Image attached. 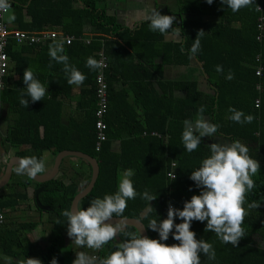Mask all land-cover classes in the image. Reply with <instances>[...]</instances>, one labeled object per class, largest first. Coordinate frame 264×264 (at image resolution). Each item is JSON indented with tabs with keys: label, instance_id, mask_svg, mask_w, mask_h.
I'll return each instance as SVG.
<instances>
[{
	"label": "trees",
	"instance_id": "16d2710c",
	"mask_svg": "<svg viewBox=\"0 0 264 264\" xmlns=\"http://www.w3.org/2000/svg\"><path fill=\"white\" fill-rule=\"evenodd\" d=\"M104 1L81 0L80 7H75L77 0H12L16 14L12 25L17 29L30 32L57 30L63 35L74 37L71 45L63 43L64 51L70 61L75 59V66L87 78L82 84L83 90L77 103L79 114L71 119L74 122L68 127L58 126L63 117V100L59 99L69 95L62 89L69 86L67 91H73L63 67L55 68L52 62L50 68L59 70L60 75L56 80L62 85L61 89L47 91L49 95L36 103H31L28 97L30 103L27 108L19 103L24 84L14 85L20 91L11 93L6 79V88L1 92L2 99L10 104L12 112L18 114L15 119L18 125L11 129L7 141L11 144L31 145L32 151L24 157L36 156L43 159L42 150L49 149L55 155L63 151H77L95 158L100 174L92 192L79 203V207L85 209L92 199L114 194L118 178L125 170L131 169L134 173L131 179L137 192L148 190L157 195V198L150 202L154 208L151 212L148 211L149 203L140 196L129 200L122 218L142 221L149 238L159 239L157 232L147 228L150 219H166L169 202L182 210L184 202L201 191L196 188L190 175L210 156L207 143L210 137H203L201 145L192 153L186 151L181 137L183 122L194 119L198 107L205 105V118L220 125L216 136L221 135L230 142L239 140L249 148V155L259 162V174L253 177L256 188L248 195V203L255 201L260 203V207L249 210V216L243 225L247 235L240 240L238 247L222 244L213 232H205L206 221H193L191 230L196 233V239L212 243L216 250L214 261H209L201 253V264H264V25L262 30L258 29V21L260 17H264V0H254L253 5L236 13L222 4L221 0H214L211 5L206 0H177L178 17H195L193 20L182 18L181 22L176 20L174 27L181 28L183 39L178 43L166 42L159 32L150 31L148 20L134 28L122 26L101 5ZM25 15L30 17L29 23L23 22ZM206 15H216L220 17V22L203 20ZM86 25L91 26L92 36L86 35ZM201 29L205 32L201 37V51L190 59L188 50ZM85 39L90 40V43H85ZM52 43L49 41L26 48L31 51L48 49ZM181 46L185 48L184 53L180 51ZM102 51L108 61L106 82L109 105L105 117L108 140L100 151H96L98 70L92 71L85 64L88 57L99 60V53ZM8 53L11 54L10 47ZM192 62L200 65L203 82L200 83L196 78L164 79V66H189ZM217 65L223 67L222 73L215 70ZM229 70L234 74L231 80L226 79ZM259 70L261 75H257ZM44 79L51 84L54 82L50 74L45 75ZM178 93L185 95L179 96ZM229 107L243 111L246 115H253L255 119L250 124L235 123L229 119ZM42 126L45 127V132L40 139L39 128ZM117 141L121 142L120 152L113 150ZM172 162L177 165L175 180L168 178ZM85 164L89 165L91 172L83 183L79 182L80 178L75 180L72 177L68 180L62 173L44 184L29 180L27 176V182L12 184L14 190L7 195L8 199L19 201L23 196L16 188L33 183L35 204L36 191L43 187L40 201L54 209L48 215L55 219L49 222L50 246L44 251L35 244H25L17 234V231H33L40 221L25 222V225L16 229H3L6 226L4 222L0 228V250L16 260L10 264H21L27 258H37L42 264H50L54 257L58 264L72 263L73 246L68 245L67 221L62 213L65 209L71 210L75 196L88 186L92 178V167L87 162ZM6 203L7 207L17 205L10 204L0 196V211ZM35 210L44 213L37 205ZM181 222L178 217L175 219V223ZM123 227L139 234L134 227ZM124 239L120 234L96 251L94 255L98 261L115 251L116 246ZM162 243L172 245L179 242L170 235ZM27 246L31 250H37L36 257L32 253H26ZM67 248L70 249V254L65 252Z\"/></svg>",
	"mask_w": 264,
	"mask_h": 264
},
{
	"label": "clouds",
	"instance_id": "9594fccd",
	"mask_svg": "<svg viewBox=\"0 0 264 264\" xmlns=\"http://www.w3.org/2000/svg\"><path fill=\"white\" fill-rule=\"evenodd\" d=\"M211 5L214 0H206ZM232 12H239L254 4V0H221ZM12 9V0H0V14L5 15ZM149 30L159 32L163 37L181 39V28L174 27L175 16L162 15L159 10L152 8L146 16ZM205 32L198 31L191 48L189 58H194L201 51V37ZM181 53L185 48L181 46ZM49 56L52 61L63 65V72L67 76L69 85L81 86L86 75L74 64L64 51L63 42H55L49 46ZM52 64L49 63V68ZM85 67L92 71L104 67L103 60L88 57ZM215 70L223 72V67L217 65ZM234 74L229 70L226 79H233ZM25 88L20 94L19 103L24 108L31 103L44 100L48 96L47 86L35 75L31 68L23 73ZM0 87H3L0 84ZM229 119L241 125L252 123L253 115H246L243 111L229 107ZM206 106L200 105L194 119H186L182 132V143L188 153L197 150L203 137H213L220 125L211 123L205 118ZM210 156L191 172L190 179L196 188L201 189L198 195L186 200L183 209L173 207L169 202L167 218L150 219L147 228L159 234V239H150L133 231H127L120 223H112L113 217L122 218L129 200L137 196L149 203L148 211L154 208L150 205L157 195L148 190L138 193L131 177V169L125 170L118 178L117 191L106 194L103 198H94L89 206H79L71 210L65 209L62 215L66 218L67 235L77 248L98 251L122 234L125 239L116 246L107 257L97 260L94 255L85 251L76 253L73 264H201L200 254L203 253L209 261L216 259V250L212 243L203 239H196V233L191 230L193 221L207 222L205 232H213L222 244L238 247L239 242L247 233L243 227L250 209H257L260 203H248V195L256 188L254 176L259 174L260 164L249 155V148L239 140L227 143H213L209 146ZM14 171L17 175L27 176L29 180L45 174V160L36 156L21 157L16 162ZM176 176H173V180ZM191 191V189H189ZM179 218L182 222L175 223ZM4 225V224H3ZM172 237L178 244L162 243ZM21 264H42L37 258H27ZM50 264H58L54 257Z\"/></svg>",
	"mask_w": 264,
	"mask_h": 264
},
{
	"label": "crops",
	"instance_id": "0c3cea01",
	"mask_svg": "<svg viewBox=\"0 0 264 264\" xmlns=\"http://www.w3.org/2000/svg\"><path fill=\"white\" fill-rule=\"evenodd\" d=\"M78 2L75 4V7H80L81 0H77ZM107 11V13L111 16H115L118 23H120L124 27L134 28L142 21H146V16L151 12L152 8H155L160 11L162 15H169V16H175L176 20L182 21V17H178V1L177 0H105L101 4ZM15 14V10H14ZM16 18V14H15ZM190 17L185 16V20H189ZM195 19V18H194ZM23 22L29 23L30 17L25 15L24 18H22ZM190 20H193L191 18ZM203 20L211 22V23H218L220 22V17L216 15H206L203 17ZM15 22V21H14ZM14 22H8L10 28L17 29V27L13 26ZM181 23L179 24V26ZM25 31V30H22ZM86 35L92 36V28L90 25L85 26ZM30 32V31H27ZM182 37V36H181ZM88 39H85L84 42L87 43ZM183 39H170L165 38L166 42H173L178 43L181 42ZM55 43V41H50ZM59 42V41H57ZM88 44V43H87ZM26 46H32V45H19L14 41H11L8 48H11V54L10 56V68L8 76L6 77L8 81V89L11 90V93L19 92L20 90L17 89L16 85L17 83H23V73L26 68H31L36 77L47 86V91H58L61 89V86L59 84V81L56 80V78L59 77L60 73L59 70H55V68H61L63 67L62 64H58L55 61H52L49 56V48L48 49H39L37 51L27 49ZM161 62V60H159ZM53 62L54 69L49 68V63ZM70 63L75 65V59L70 61ZM19 69V72H18ZM50 69V70H49ZM164 71V79L166 80H176V79H192L196 78L201 82L204 81V77L202 76V71L200 69V65L196 64L195 62H192L189 66H173V65H166L163 68ZM52 75V78H54L53 84L49 83V80L46 81L44 79L45 75ZM58 81V82H56ZM6 83V80H5ZM72 93L67 91L69 89V86H67V89L63 87V92L68 93V97L60 98L59 100H63V117L62 120L59 121L58 126H64L68 127L70 126V123L73 121L71 120L74 116L78 115L77 110V103L80 100V92L83 90V86H76L72 85ZM6 88V87H5ZM25 88V85L23 86ZM209 91V90H208ZM2 91H0V132L2 134V147L0 148V173L3 172L0 175V178L3 176L6 164L8 163L10 158H13L15 156L18 157H24L26 155H29L32 151L31 145L23 144V145H17V144H11L7 141L8 135L11 132V129L15 128L17 124L16 116L18 114L16 112L11 111L10 104L6 103L2 99ZM179 96H184V93H178ZM74 122V121H73ZM45 127L42 126L39 128V137L40 139L44 137ZM33 138V137H32ZM4 149V151H3ZM113 150L116 152L121 151V142L117 141L113 145ZM59 154V153H58ZM57 154V155H58ZM51 150L49 149H43L42 150V156L45 160V166H46V172H50L53 167L56 160V156ZM85 160H82L80 158H76L73 156L66 157L62 164L60 169L59 176L63 173L65 176L69 179L72 177L76 179H79V182L83 183L85 179L89 176V173L91 172V169L89 165L85 164ZM88 163V162H87ZM65 172V173H64ZM15 173L13 169V174ZM80 176H77V175ZM57 176V177H59ZM13 177V175H12ZM17 180L15 183L25 181L27 182L26 176L17 175ZM7 187V186H6ZM4 187L0 190V196L5 198V201L7 199V202L10 204L15 203L14 207H7V203L5 204V207L0 211V214L2 213L4 215L5 224L7 227V224L11 225L10 223L14 222L17 224L18 227L20 225L24 224L25 222L20 221L21 216H26L27 218L34 219L35 222H39L40 224L36 227V229L32 230H25V231H17L20 234H23L20 237L24 241L25 244H35L37 245V248H41V250H45L50 246V232L51 228L49 226V222L51 220H54L55 217L48 215L47 212L41 214L37 210H35V204L33 202V193L35 191V185L33 183H26L25 187H19L16 188V190L22 194L23 199L19 198V201H11L12 198L8 199V194L14 190V188H11L8 190V188ZM14 199V198H13ZM12 199V200H13ZM16 199V198H15ZM36 202V201H35ZM38 207V206H37ZM10 212L13 214L9 216ZM32 222V221H28ZM10 228L12 226H9ZM2 228V227H1ZM15 231V230H14ZM68 245L73 246L72 239L66 234ZM75 245V244H74ZM82 251L86 250L88 252L89 250L86 248H80ZM26 253H32V256H37L38 252L37 250L33 249L31 250L28 246L25 248ZM80 250L75 247H73V261L76 259V253ZM93 251V250H92ZM94 252V251H93ZM93 252L88 253L91 255ZM20 254L18 250V255ZM96 256V255H94ZM98 260V258H97ZM73 261L71 264H73ZM16 262L15 259L12 257H9L5 255L0 250V264H10Z\"/></svg>",
	"mask_w": 264,
	"mask_h": 264
},
{
	"label": "built area",
	"instance_id": "2783aa9c",
	"mask_svg": "<svg viewBox=\"0 0 264 264\" xmlns=\"http://www.w3.org/2000/svg\"><path fill=\"white\" fill-rule=\"evenodd\" d=\"M261 10V8H260ZM264 25V17H260L258 21V29L262 30ZM11 41L16 42L19 45H43L49 41H59L66 45H71L74 41V37L63 35L57 30H43L42 32H27L22 30L12 29L9 26L8 21L5 19V15L0 14V91L4 90L6 87V77L9 73L10 68V56L8 53V46ZM90 43V40H87ZM99 60H103L104 67L98 70L96 77L97 83V98L98 106L95 112L96 117V151H100L102 145L108 140L107 133V123L105 117L108 113V85L106 82V70L108 69V61L104 52L99 53ZM257 75H261L260 70ZM176 163L172 162L170 172L168 173V178L173 180V176H176ZM4 215L0 214V228L4 224ZM97 257V256H96Z\"/></svg>",
	"mask_w": 264,
	"mask_h": 264
},
{
	"label": "water",
	"instance_id": "95a60500",
	"mask_svg": "<svg viewBox=\"0 0 264 264\" xmlns=\"http://www.w3.org/2000/svg\"><path fill=\"white\" fill-rule=\"evenodd\" d=\"M5 19L8 22H14L15 21V14H14L13 6H12V9L9 10V13L5 14ZM207 138H209V137H207V136L204 137V139H207ZM211 138H209L210 140H208V142H207L209 146L213 143H227V144L231 143L229 140H227V138H225L221 135H217L216 138H215V136H213ZM2 139H3L2 134L0 132V148L2 147ZM3 151H4V149H3ZM69 156H73V157L85 160L92 167V178H91L88 186L85 189L81 190L75 196V198L72 202L71 209L73 208V210H75V207L79 206L80 201L92 192V190L96 184V181L99 177L100 167H99L98 161L95 158H93L87 154L77 152V151H63L56 156L54 167L50 172L45 173V174H41V176H38L36 179H32V180L37 182L38 184H44L48 181H51V180L57 178V176H59V174H60L61 164H62L63 160ZM19 158H21V157L15 156L13 158H10L8 163L6 164L5 172H4L3 176L0 178V190L3 189L4 187H6L10 183V181L12 179V175H13V169L16 166V162L18 161ZM43 191H44L43 187L36 191V194H35L36 204L40 210L52 212L53 208H51L49 206H44L40 201L39 196ZM111 222L112 223H116V222L120 223L122 226L134 227L136 230H138V232L141 230L142 236H146L149 238V235H148V232L146 230L145 225L142 223V221H140L138 219L113 217Z\"/></svg>",
	"mask_w": 264,
	"mask_h": 264
},
{
	"label": "rangeland",
	"instance_id": "374dc122",
	"mask_svg": "<svg viewBox=\"0 0 264 264\" xmlns=\"http://www.w3.org/2000/svg\"><path fill=\"white\" fill-rule=\"evenodd\" d=\"M191 18H195V17H190L189 19H191ZM204 86V85H203ZM206 119H208V118H206ZM18 178H17V174L16 173H14L13 174V177H12V179H11V181H10V185L8 186V187H6V188H8V190L9 189H11L12 187H13V183H15V181L17 180ZM20 187H22V186H20ZM44 213H46V212H44ZM13 214V212L11 213L10 212V214H9V216H11ZM48 214V213H47ZM20 221H22V222H28V221H32V222H35L34 221V219H32V218H27L26 216H21L20 217ZM14 223V222H13ZM9 226H12L11 228L9 227ZM7 228H10V229H16V228H18V226H17V224H11V225H7ZM17 234L19 235V237H21L22 236V238L24 237L23 236V234L21 233H19V232H17ZM73 245V247H75V245L74 244H72ZM80 251H82L80 248H78ZM84 250V249H83ZM85 252H86V250H84ZM66 253H68V254H70V249L69 248H67L66 249V251H65ZM77 252V251H76ZM90 252H93L92 250H89L87 253H90ZM94 254H96V251L95 252H93L91 255H94ZM73 256H74V253H73Z\"/></svg>",
	"mask_w": 264,
	"mask_h": 264
},
{
	"label": "flooded vegetation",
	"instance_id": "af4514ba",
	"mask_svg": "<svg viewBox=\"0 0 264 264\" xmlns=\"http://www.w3.org/2000/svg\"><path fill=\"white\" fill-rule=\"evenodd\" d=\"M217 136L215 135V138H216ZM212 139V138H211ZM208 140H210V139H208ZM36 201V200H35ZM45 206V205H44ZM52 208V207H51ZM54 210V209H53ZM45 212V211H44ZM53 212V211H52Z\"/></svg>",
	"mask_w": 264,
	"mask_h": 264
}]
</instances>
